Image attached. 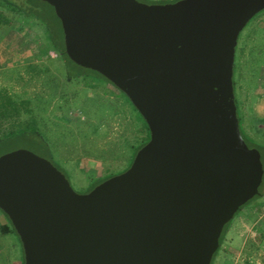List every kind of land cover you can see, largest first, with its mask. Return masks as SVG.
Returning <instances> with one entry per match:
<instances>
[{
	"label": "water",
	"instance_id": "1",
	"mask_svg": "<svg viewBox=\"0 0 264 264\" xmlns=\"http://www.w3.org/2000/svg\"><path fill=\"white\" fill-rule=\"evenodd\" d=\"M43 1L67 56L128 97L149 140L83 193L30 149L1 154L0 210L24 264H210L262 181L260 151L239 128L233 63L264 0Z\"/></svg>",
	"mask_w": 264,
	"mask_h": 264
},
{
	"label": "rangeland",
	"instance_id": "2",
	"mask_svg": "<svg viewBox=\"0 0 264 264\" xmlns=\"http://www.w3.org/2000/svg\"><path fill=\"white\" fill-rule=\"evenodd\" d=\"M45 40L43 27L30 19L13 15L10 24L0 25V103L10 99L17 107H0V123L32 121L54 165L76 192H87L101 178L128 168L145 131L113 84L93 72L68 78L69 68L73 74L81 69L67 67ZM233 88L241 130L250 145L260 147L264 169V9L238 34ZM19 144L44 154L30 143ZM261 188L230 220L212 264H264V172ZM5 224L0 212V264H20L21 245L4 231Z\"/></svg>",
	"mask_w": 264,
	"mask_h": 264
},
{
	"label": "trees",
	"instance_id": "3",
	"mask_svg": "<svg viewBox=\"0 0 264 264\" xmlns=\"http://www.w3.org/2000/svg\"><path fill=\"white\" fill-rule=\"evenodd\" d=\"M140 1L147 2L145 0H140ZM172 1H175V0H158V1L156 0V1H150L147 3H165V2H172ZM13 15L19 16V17L21 16V17L30 19L32 21H35L40 26H42L43 32L45 33V38H46L45 41L48 44V47L51 50H53L55 53H57L62 58V61L64 62V64L67 67L70 64V65H74L75 67L81 69V71H77L73 74V71L71 70V68H69L70 70H68L66 73V76L68 78H72L73 75H75V77L85 75L84 74L85 72H93V73L98 74L100 77H102L103 79H105L109 83H111L107 78H105L100 73H98L94 70L88 69V68H83V67L75 64L67 56V54L65 52L64 43H63V32H62L61 23H60L59 18L56 16L53 7L50 4H48L47 2H45L43 0H0V25L10 24ZM84 70H88V71H84ZM119 91L125 96V98L128 100V102L133 106V104L130 102L128 97L121 90H119ZM13 103H14L13 100L6 99V101L3 104L0 103V107L7 109L6 106L8 105L12 108H17ZM133 108H134V110H136V108L134 106H133ZM4 109L1 110V114L3 117L7 116V114H8V111L6 112V110H4ZM236 110H237V106H236ZM27 112H28V110H26V113ZM137 113L139 115V120L141 121L143 129L145 131V136L143 138L144 140L141 142V144L139 146V147H141L149 140V130H148V126H147L146 122L144 121V119L142 118L140 113L138 111H137ZM14 114H16V113H14ZM9 115H12V113L9 112ZM237 117H238V114H237ZM238 121H239V118H238ZM31 122L32 121H30V122L28 121V122H24V123L19 122L17 124L12 123V124L8 125L7 127H3L0 123V155L7 152V151L19 148V146L21 145L19 143H21V142L22 143L27 142V143H30L29 145H31V146L39 147L40 149H42V152L44 154L41 156H44L45 158L49 159L52 162V160L50 159L49 148L46 146L44 141L40 138L38 133H36V131L34 129L36 126L33 124V122L32 123ZM239 128H240V132L242 134V137L246 141L247 145L249 147H256L260 151V147H258L255 144L250 145L248 143V141L245 138L244 133L241 130L240 123H239ZM132 160H133V156H132ZM132 160H131V162H132ZM261 161H262V159H261ZM106 178H108V177L101 178L100 180H98V183L103 181ZM94 186H92V188ZM261 190H262V188L259 190V192H261ZM258 195H260V194H258ZM256 196L257 195H255L254 197H256ZM254 197H252V198H254ZM0 212L4 215V217L7 221V224L3 225L4 231L5 232H11L15 236L18 243L21 245L20 239H19L12 223L10 222L8 216L4 212H2L1 210H0ZM229 222L230 221H228L222 229V232H221L220 237H219V246L221 245V243L223 241V237H224V234H225V231L228 227ZM219 246H218L217 250L215 251V253L213 254L210 264H212L214 255L218 251ZM20 264H24V255H23L22 247H21V255H20Z\"/></svg>",
	"mask_w": 264,
	"mask_h": 264
},
{
	"label": "crops",
	"instance_id": "4",
	"mask_svg": "<svg viewBox=\"0 0 264 264\" xmlns=\"http://www.w3.org/2000/svg\"><path fill=\"white\" fill-rule=\"evenodd\" d=\"M264 104V103H263ZM257 107V106H256ZM259 107L261 108L262 107V105H259Z\"/></svg>",
	"mask_w": 264,
	"mask_h": 264
},
{
	"label": "flooded vegetation",
	"instance_id": "5",
	"mask_svg": "<svg viewBox=\"0 0 264 264\" xmlns=\"http://www.w3.org/2000/svg\"><path fill=\"white\" fill-rule=\"evenodd\" d=\"M261 192H259V194H260Z\"/></svg>",
	"mask_w": 264,
	"mask_h": 264
}]
</instances>
